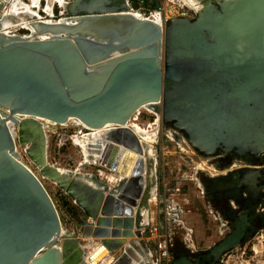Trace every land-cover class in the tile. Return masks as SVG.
<instances>
[{
  "label": "water",
  "instance_id": "95a60500",
  "mask_svg": "<svg viewBox=\"0 0 264 264\" xmlns=\"http://www.w3.org/2000/svg\"><path fill=\"white\" fill-rule=\"evenodd\" d=\"M259 6L264 0H237L161 26L131 12L127 0H73L56 23L18 13L29 21L28 35L0 28V264H99L118 250L108 264H151L142 238L147 224L134 208L147 207L156 171L144 180L154 163L129 120L146 107L205 156L263 152ZM228 15L238 19L223 27L211 21ZM71 118L100 129L86 144L96 159L60 172L47 160L45 121L66 125ZM16 148L81 209L76 231L62 228L50 195ZM130 155L131 174L115 185L81 173L97 164L124 175ZM239 238L236 227L208 247L212 264ZM92 240L99 245L86 255ZM165 264L197 263L181 256Z\"/></svg>",
  "mask_w": 264,
  "mask_h": 264
},
{
  "label": "rangeland",
  "instance_id": "374dc122",
  "mask_svg": "<svg viewBox=\"0 0 264 264\" xmlns=\"http://www.w3.org/2000/svg\"><path fill=\"white\" fill-rule=\"evenodd\" d=\"M24 1L29 2L28 0ZM40 2L45 7L46 1L41 0ZM129 5L140 11L158 9L162 12L163 26L173 18L188 17L189 19H193L196 15L195 11H192L188 6L184 5L182 0H129ZM51 7L54 14L53 19L66 16L64 13L62 14L63 11L60 10L56 3H52ZM41 17H45V14H41ZM15 32L19 34L27 33L26 30L19 28H16ZM153 118L154 116L152 114L143 109L135 122L148 125L147 123L153 121ZM63 125L59 126L55 124L49 126L48 130L45 129L47 136V160L54 167L73 170L83 160V150L76 143L81 140V136L78 135V130L81 128L82 133H87L89 130L79 127L71 121ZM155 132L154 143L156 142V144L154 145V154L157 160L155 197L157 198L155 201H151L148 207L150 208L149 216L153 218V222L149 224L151 226L157 225L158 230L152 236L148 235L145 231L142 234V238L148 242L150 250L152 251V259H155V255H153L155 238H158L156 237L157 235L161 239L165 237L170 247V256L166 261H162V264L167 263L172 258L176 259L181 256L197 264H209L206 262L209 254L205 249L220 240V235L216 231L221 221L213 220L207 212L210 208L214 212L212 214L217 215L216 209L214 208L215 205L212 203L211 197H208V195L212 194H207V191H211L210 188L215 186L214 181L219 179L218 181L222 182L234 172L233 170L226 172L227 164L233 163L229 165V170H231L236 168L237 162L231 156L228 160L220 163L221 165L218 164L217 167L216 161L219 158L217 159L216 155H221V151H217L211 156H205L198 152L188 142L186 135L182 131H178L171 126V122L164 125L160 121L159 128L157 127ZM166 134L174 140L167 139ZM19 153L21 161L35 172L50 195L58 212L62 228L76 231L77 225H80L82 222L81 216L83 214L81 209L53 182L43 178L21 149H19ZM232 154L236 156L233 152ZM263 154L264 151L255 156L260 157ZM213 161L215 162L212 163ZM240 162L239 169L241 176L239 178L244 179L246 183L250 182L252 184L253 174L251 173L254 171L252 164L246 158V155L241 157ZM234 164L236 166H233ZM258 165L262 166L261 163ZM200 167L203 168L200 169ZM81 171L95 173V167L93 165H87ZM101 175L103 177L100 179L104 182L107 181L111 186L115 185L118 181L116 174L111 173L110 175L106 171H102ZM115 181L116 183H114ZM227 187H225L226 189L224 187L223 189L221 188L220 192H229ZM241 197L245 198V196ZM223 199L224 202L222 205L225 203L227 205L229 203L227 200L232 199V197L226 193ZM160 201L162 206L161 210L159 207ZM208 204H213L214 207L212 205L208 207ZM160 212L162 213L164 222L162 226L160 225ZM260 234L261 231L259 230L256 235ZM252 237L253 234L249 235L246 241L242 237L232 250L228 253L223 252L220 255L216 264H254V261L250 259L251 256H255L254 259L259 261L257 264H264V241L256 242ZM261 237L264 238V234ZM252 246L253 250L251 249ZM119 251L114 252L112 254L113 257H116ZM108 263L109 260L104 264Z\"/></svg>",
  "mask_w": 264,
  "mask_h": 264
},
{
  "label": "bare ground",
  "instance_id": "6f19581e",
  "mask_svg": "<svg viewBox=\"0 0 264 264\" xmlns=\"http://www.w3.org/2000/svg\"><path fill=\"white\" fill-rule=\"evenodd\" d=\"M28 1L29 2H25L24 0H0V28L3 32L11 34V33H15L14 31H16V28H19V29L21 28L24 30L29 29V27H30L29 21H27L26 19H23L21 17H18V13L36 15L38 17V19H41L45 23H56L58 21H64V18H59V19H57V18L53 19L52 18L54 14H53V10H52L51 5H52V3H56L59 6L60 10L63 11L62 12V14H63L64 10L67 9L71 5L73 0H45L46 1L45 7H43V5L40 4L41 0H28ZM234 1H237V0H182L183 4L188 6L192 11H195V13H201L202 11L205 12V11H207V9L211 8L212 6H216V5H218V6L226 5V4L231 5ZM259 7H261V6H259ZM6 9H8L9 12H5ZM131 12H133V11H131ZM133 13L138 16L137 13H135V12H133ZM208 13H209V11L207 12V14ZM41 14H45V17H41ZM1 15H4V16H1ZM154 17H155V20L161 24V26L164 25L162 23L163 17H162L161 13L155 12ZM173 19H175V18H173ZM234 19H238V18L232 17L231 15H228L224 18L223 17L222 18H219V17L213 18L211 21L212 22L216 21L217 23H219L221 25V27H223L224 26V20H227V24H233ZM263 20H264V7H261L259 9V13L257 14V17H256V24H259ZM230 27H231V25H230ZM26 32L27 33H24L21 35H28V31H26ZM244 32L246 33V31L243 30L241 33V36H243ZM240 39L242 41L243 37ZM141 109H144L146 112L153 114L152 111L147 109L146 107H142ZM139 111H140V109H139ZM134 115H136V112L131 116L128 125L132 128V130L135 132V134L140 138V142L146 144V146L144 147L145 148L144 150H145L147 156L149 155V157H151L153 159V163H154L153 166H150L148 168L147 174L146 175L144 174V176H143L144 180L147 179L148 181H151L152 178L155 177L154 172L156 171V163H157V160L155 158V154L153 153L152 144L155 141L154 140V138L156 136L155 129L158 127L157 125H158V121L160 120V115H156V117L153 115L155 117V120L153 122L147 123L148 125H146V124L142 125V124L135 122L136 117H134ZM42 120L45 121L44 119H42ZM68 121H71V122L75 123L76 125H78L79 127H82L84 129L89 130V132H87V133H82L81 128H80L78 130V135L81 136V140H80V142H76V143L83 150V155H82L83 160H81V162H79L78 165H82L83 163H85V164L91 163V160L96 159V155L87 149L86 144L91 142L95 137H97L96 134L100 131V129L88 128L87 126H85L82 122H80L77 119L71 118ZM45 122L52 124V125H55V123H53V122L50 123V121H48V120H46ZM92 137H94V138L92 139ZM99 149H100V147H99ZM16 151L19 152V150L17 148H16ZM95 152H96V154L98 153L97 151H95ZM142 156L145 159V156L144 155H142ZM128 159L130 160V162H129L128 169L126 170L124 175L119 173V172H115V171L111 170L112 171L111 173L116 174V176L118 177V181L123 176L128 177L129 174H131L132 168L134 167L136 160H135L134 155H132V156L130 155L128 157ZM19 161L23 165H25L21 161L20 158H19ZM201 165H199V166H201ZM25 166L28 167L27 165H25ZM56 168H58L60 172L65 170V169H62L59 167H56ZM202 168L203 167H200V169H202ZM81 173H85V172L81 171ZM84 180H86V177H84ZM105 182L107 183V181H105ZM155 191H156V185L154 183V185H152L149 189V195L147 197V207L144 208L143 206L137 205L134 208L135 209L134 211H137L142 215L141 225L147 224L150 220V216H149V209L150 208L148 207V204L151 201L156 200L157 197H155V194H156ZM134 230H135V227H133V231ZM133 233L128 234V235L126 234L125 239L130 240V238H132L134 235ZM90 239H93V238H90ZM137 239H138V237H137ZM98 245H99V243L97 240H92V242H89V243L87 242L86 243V249H87L86 255H88L93 250H95L98 247ZM103 254H105V252L102 253V255ZM100 257H101V255H100ZM107 260H109V262L112 260L111 254H108V253L105 254L104 257H102V262L99 264H104ZM150 263L155 264L153 261H150Z\"/></svg>",
  "mask_w": 264,
  "mask_h": 264
},
{
  "label": "flooded vegetation",
  "instance_id": "af4514ba",
  "mask_svg": "<svg viewBox=\"0 0 264 264\" xmlns=\"http://www.w3.org/2000/svg\"><path fill=\"white\" fill-rule=\"evenodd\" d=\"M230 157L237 162V166L234 164L233 166H236V168L229 170V165L233 163L229 165L227 164L226 172H231L232 170L234 172L231 175L229 174L230 176L222 182L218 181L219 179L214 181L213 183L215 186L210 188L211 191H207V194H212L208 195V197H211L212 203L215 205V207L213 206V204H208L207 206L209 207L210 205H212L216 209L217 215L212 214L214 212L210 208L207 210V212L213 220L221 221L220 226L218 228V230L220 229L219 233L217 230V234L220 235V239L228 235L234 228L237 227L238 229H240V238L238 242L241 240L242 237L246 241L249 235L252 234V239H255L256 242L264 241V238L261 237L264 234V154L260 157L246 154V158H248L249 162L252 164V168L254 169V171H252L251 173L253 174L252 184L250 182L246 183L244 179L239 178L241 176L239 163H241L240 159L242 156L239 157L238 154H236L235 156L232 154V152L224 156L218 154L216 155V158H219L216 161V166L218 167V164L221 165L220 163H223V161L228 160ZM214 162L215 161H213L212 163ZM259 163H261L262 166H257V164ZM223 187L224 189H226L225 187H227L229 189V192L225 191L221 193L220 189H223ZM226 193H228V195L231 196L232 199L227 200L229 201L227 205L226 203L222 205L224 202L223 196ZM241 196H245V198H242ZM259 230L261 231V234L256 235L258 234ZM253 246L251 248L252 250ZM254 258L255 256L250 257V259L254 261V264H257V262L259 261ZM212 260L213 258L209 256L206 262L212 264Z\"/></svg>",
  "mask_w": 264,
  "mask_h": 264
},
{
  "label": "built area",
  "instance_id": "2783aa9c",
  "mask_svg": "<svg viewBox=\"0 0 264 264\" xmlns=\"http://www.w3.org/2000/svg\"><path fill=\"white\" fill-rule=\"evenodd\" d=\"M127 2H128V5H129V0H127ZM129 7H130L131 11L136 12L138 14V17H141V18H147V19L155 20V17H154V13L155 12H158V13H161L162 14V12L159 11L158 9H154V10L149 9L147 11H140L139 9L132 8L130 5H129ZM140 114H141V110L138 113H136V115H134V117H136V119H138V117H139ZM154 120H155V117L153 118V121ZM153 121H151V122H153ZM45 124H46L45 129L48 130L49 126H51V125L48 124V123H45ZM59 126H64V125H59ZM157 126L159 128V124ZM165 136L169 140H172L173 139V138H170L169 135H165ZM170 136H171V133H170ZM155 144H156V142L152 144V146H153V153H155V147H154ZM94 166H95V174L99 178L102 179V177H103L101 175V172L102 171H106L107 174H110L111 175V172L112 171H110L108 169H105L102 166L97 165V164H95ZM114 183H116V181ZM151 222H153V218L152 217H150V220L147 223L146 228H144L142 230L143 233L146 231L148 233V235H150V236H152L158 230L157 225L156 226H151L150 225ZM148 226H149V228H148ZM156 237H158V238H155V243H154V247H153V255H155V257H154L155 259L153 261L155 262V264H162V261H166L169 258V256H170L169 255V253H170L169 252V248L170 247H169V244H168L167 240L165 239V237L163 238V236H162L163 239H161V237H159V235H157ZM147 240H149V239L147 238Z\"/></svg>",
  "mask_w": 264,
  "mask_h": 264
},
{
  "label": "crops",
  "instance_id": "0c3cea01",
  "mask_svg": "<svg viewBox=\"0 0 264 264\" xmlns=\"http://www.w3.org/2000/svg\"><path fill=\"white\" fill-rule=\"evenodd\" d=\"M214 218V217H213ZM220 230V229H219ZM189 231V230H188ZM217 232V231H216ZM218 233H219V231H218ZM215 239V238H214ZM187 247V246H186Z\"/></svg>",
  "mask_w": 264,
  "mask_h": 264
}]
</instances>
